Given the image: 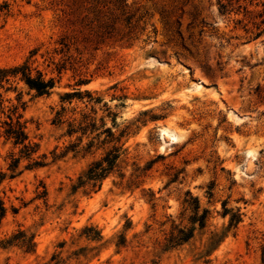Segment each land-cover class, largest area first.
Wrapping results in <instances>:
<instances>
[{
    "label": "rangeland",
    "instance_id": "obj_1",
    "mask_svg": "<svg viewBox=\"0 0 264 264\" xmlns=\"http://www.w3.org/2000/svg\"><path fill=\"white\" fill-rule=\"evenodd\" d=\"M263 11L0 0V264H264ZM17 116L29 155L5 133ZM175 227L194 230L167 248Z\"/></svg>",
    "mask_w": 264,
    "mask_h": 264
},
{
    "label": "trees",
    "instance_id": "obj_2",
    "mask_svg": "<svg viewBox=\"0 0 264 264\" xmlns=\"http://www.w3.org/2000/svg\"><path fill=\"white\" fill-rule=\"evenodd\" d=\"M262 20L261 23L264 24V11L259 15ZM1 76L0 81L4 79L5 75L8 73V71L0 70ZM16 70H12L11 74H15ZM21 78L24 80L26 85L33 89L38 95L47 94L49 89L53 86L52 79L44 80L42 78L41 74H38L36 76H31L29 72H26V69L24 68L21 72ZM7 128L5 129V133L8 137L12 138L14 144H21L22 148L26 152V154H31L34 152V147L31 146V144L28 142V136L27 133L24 130L23 123L20 122V116H17L15 120H12L10 118V121L5 123ZM112 151H116V149H112ZM111 152H109L102 160L93 163V165L87 170L86 173V179L87 181H96L99 179H102L106 176L108 171L111 169V167L114 164V160L116 159V155H111ZM105 163V164H104ZM17 164V160L13 161V164L11 166L15 167ZM34 164L38 165V162H34ZM80 184H83L81 182ZM196 214L191 218L193 223L197 222L198 226H202L206 217V211H204L201 215H197V209L198 207H195ZM4 212V209L2 206H0V218L2 217ZM194 228H173L171 232H169L168 236L165 238V246L167 248H173L176 246H179L186 241L190 239L192 236Z\"/></svg>",
    "mask_w": 264,
    "mask_h": 264
}]
</instances>
